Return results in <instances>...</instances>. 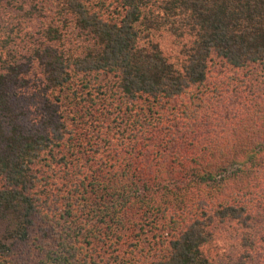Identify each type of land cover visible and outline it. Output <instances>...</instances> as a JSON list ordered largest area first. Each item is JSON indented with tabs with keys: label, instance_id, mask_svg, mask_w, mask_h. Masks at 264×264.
<instances>
[{
	"label": "trees",
	"instance_id": "1",
	"mask_svg": "<svg viewBox=\"0 0 264 264\" xmlns=\"http://www.w3.org/2000/svg\"><path fill=\"white\" fill-rule=\"evenodd\" d=\"M0 264H264V0H0Z\"/></svg>",
	"mask_w": 264,
	"mask_h": 264
},
{
	"label": "rangeland",
	"instance_id": "2",
	"mask_svg": "<svg viewBox=\"0 0 264 264\" xmlns=\"http://www.w3.org/2000/svg\"><path fill=\"white\" fill-rule=\"evenodd\" d=\"M39 26H40V24H38V22L35 20L34 21V23H25V24H23V26H22V29H23V31L24 32H26V33H31V34H35L36 32H37V30L39 29ZM38 34H36L35 35V37L37 36ZM33 43H34V40H33ZM40 81V79L38 78V79H36V80H34V82L35 83H38ZM40 86H42V85H40ZM40 86L38 87V89L40 88ZM37 90V89H36ZM36 90H34V91H36ZM31 91V90H30ZM33 91V92H34ZM33 92L31 93V94H33ZM37 92H39V90H37ZM29 94H30V92H29ZM35 98H37V99H41L40 97H36L35 96ZM30 99H32V97L30 96ZM30 99H29V101H30ZM33 100H34V97H33ZM41 102H42V100H41Z\"/></svg>",
	"mask_w": 264,
	"mask_h": 264
}]
</instances>
